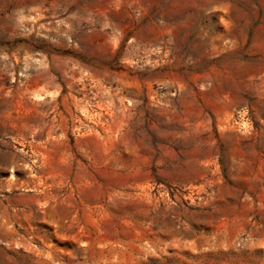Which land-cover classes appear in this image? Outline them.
Here are the masks:
<instances>
[{
  "label": "rangeland",
  "instance_id": "obj_1",
  "mask_svg": "<svg viewBox=\"0 0 264 264\" xmlns=\"http://www.w3.org/2000/svg\"><path fill=\"white\" fill-rule=\"evenodd\" d=\"M0 264H264V0H0Z\"/></svg>",
  "mask_w": 264,
  "mask_h": 264
}]
</instances>
